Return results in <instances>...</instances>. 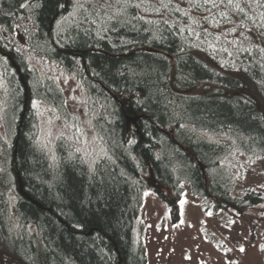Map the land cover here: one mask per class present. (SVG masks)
I'll use <instances>...</instances> for the list:
<instances>
[{
  "label": "trees",
  "instance_id": "trees-1",
  "mask_svg": "<svg viewBox=\"0 0 264 264\" xmlns=\"http://www.w3.org/2000/svg\"><path fill=\"white\" fill-rule=\"evenodd\" d=\"M240 3L259 25L264 7ZM216 4L0 0L1 253L19 264H148L150 171L176 221L161 190L180 202L189 188L213 215L263 204L236 185L242 160L264 158V28ZM53 67L85 95L101 151L93 166L65 140L53 152L40 141L34 101L69 121Z\"/></svg>",
  "mask_w": 264,
  "mask_h": 264
},
{
  "label": "rangeland",
  "instance_id": "rangeland-1",
  "mask_svg": "<svg viewBox=\"0 0 264 264\" xmlns=\"http://www.w3.org/2000/svg\"><path fill=\"white\" fill-rule=\"evenodd\" d=\"M36 65L40 67L38 61ZM49 75L64 95L69 121L63 122L55 111L39 105L36 110L40 141L53 152L56 143L65 140L74 154L93 166L101 151L85 95L75 79L62 70L50 68ZM1 86L0 81V89ZM0 135L4 136L1 118ZM241 169L242 178L236 190L261 194L263 204L238 217L229 213L209 215L202 201L193 197L189 188L180 202L171 193L161 190L165 199L172 202L173 209L177 208L176 203L178 205V221L173 220L167 203L154 193L160 190L155 187L157 183L150 182V174L146 177L150 192L142 210L141 223L145 228L148 264H264V158L256 162L242 160ZM241 248L245 251L241 252ZM0 264L19 263L0 252Z\"/></svg>",
  "mask_w": 264,
  "mask_h": 264
},
{
  "label": "snow or ice",
  "instance_id": "snow-or-ice-1",
  "mask_svg": "<svg viewBox=\"0 0 264 264\" xmlns=\"http://www.w3.org/2000/svg\"><path fill=\"white\" fill-rule=\"evenodd\" d=\"M221 2H223V0H221ZM245 4L251 6L253 3L256 4V6L258 7H264V0H244ZM205 4L211 3L213 7H217L218 5L216 4V0H204ZM228 5L235 8L237 11H239L240 13H244V15L247 17V13L245 12L244 7L241 6L240 0H228ZM22 7H27L26 4L21 5ZM165 7H167V5H164ZM136 7H140V5H136ZM147 10V9H146ZM157 11H159V9H157ZM185 15H188L187 12L184 13ZM222 16H226V13H221ZM142 18V17H141ZM248 19H252L253 20V25L264 28V12L260 13V24L256 25V21L252 18V17H247ZM149 23H153V21H149ZM193 23H196V21H193ZM213 24H215V21H212ZM239 27H247L246 24H244L243 22L241 23V25ZM231 31L235 32L236 29L233 28ZM248 31H251V29H248ZM261 38H264V31L259 33ZM246 39H250V37H246ZM261 51H264V49H261ZM34 108H37V110H39V104L38 102L34 101L33 105ZM49 135H51V133H49ZM80 149H77V152H79ZM184 202L181 201V204H183ZM209 215H211V213H209ZM181 223H183V221H181ZM264 250V249H262ZM241 252L245 251L244 248L240 249Z\"/></svg>",
  "mask_w": 264,
  "mask_h": 264
},
{
  "label": "water",
  "instance_id": "water-1",
  "mask_svg": "<svg viewBox=\"0 0 264 264\" xmlns=\"http://www.w3.org/2000/svg\"><path fill=\"white\" fill-rule=\"evenodd\" d=\"M21 81H22V83L24 84V86H25V89L27 88V86H26V83H25V81H24V79H23V77H21ZM25 114H26V107H25V109H24V113H23V115H22V117H24L25 116ZM139 121H140V118L139 117H136V118H127V130L128 131H130L131 130V126L133 125L134 126V128H135V130L139 133V125H138V123H139ZM21 127V126H20ZM20 130H21V128H19V130H18V134L20 133ZM150 175H151V183H155V177H154V174H153V172L152 171H150ZM18 185H19V193H20V195L21 196H23L26 200H28V201H30V202H32L33 204H36V205H38L35 201H33L32 200V198L26 193V191L24 190V185H23V182H22V180L19 178L18 179ZM155 186V185H154ZM155 187H158V186H155ZM159 188V187H158ZM39 206V205H38Z\"/></svg>",
  "mask_w": 264,
  "mask_h": 264
},
{
  "label": "bare ground",
  "instance_id": "bare-ground-1",
  "mask_svg": "<svg viewBox=\"0 0 264 264\" xmlns=\"http://www.w3.org/2000/svg\"><path fill=\"white\" fill-rule=\"evenodd\" d=\"M21 77H23V76H21Z\"/></svg>",
  "mask_w": 264,
  "mask_h": 264
}]
</instances>
